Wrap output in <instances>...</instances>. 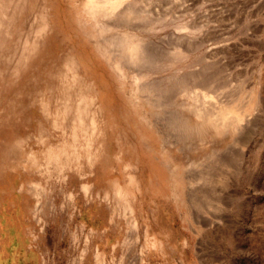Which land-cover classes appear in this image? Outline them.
<instances>
[{
	"label": "rangeland",
	"instance_id": "374dc122",
	"mask_svg": "<svg viewBox=\"0 0 264 264\" xmlns=\"http://www.w3.org/2000/svg\"><path fill=\"white\" fill-rule=\"evenodd\" d=\"M91 1L0 0V264H264V0Z\"/></svg>",
	"mask_w": 264,
	"mask_h": 264
},
{
	"label": "bare ground",
	"instance_id": "6f19581e",
	"mask_svg": "<svg viewBox=\"0 0 264 264\" xmlns=\"http://www.w3.org/2000/svg\"><path fill=\"white\" fill-rule=\"evenodd\" d=\"M93 1V0H92ZM91 1V2H92ZM107 1V0H106ZM93 4V3H92ZM235 4V3H234ZM259 4V3H258ZM96 5V4H95ZM99 5V3H98ZM137 5V4H136ZM96 7V6H95ZM102 11L109 13L112 12V10L116 7L114 3L108 1L103 2L99 6H97ZM96 7V8H97ZM94 8V6H93ZM94 8V9H96ZM100 11V10H99ZM95 12V11H94ZM104 12L102 14H104ZM132 12V11H130ZM100 14V13H99ZM100 14V16L102 15ZM111 14L109 13V16ZM130 24V23H129ZM132 47V46H131ZM135 48L137 46H134ZM131 49V48H130ZM132 51V50H131ZM133 52V51H132ZM133 54V53H132ZM130 59L131 56H130ZM171 59V58H170ZM136 61V60H135ZM138 62V61H136ZM139 63V62H138ZM137 63V66H138ZM142 66V65H141ZM195 76V75H193ZM197 78V77H196ZM201 78V77H200ZM194 79V78H192ZM193 81V80H192ZM197 81V80H196ZM206 81V80H205ZM194 82V81H193ZM199 82V80H198ZM206 86V85H205ZM187 87V86H186ZM202 89V88H201ZM191 90V89H190ZM198 93V92H197ZM252 97V96H251ZM192 113L194 114V117L197 119V121L201 122V124H205L206 126L212 127L213 129H216L217 131H223L227 127L235 126L237 124H242L243 121V115L240 114V112L235 111L231 107L228 106H221V105H207V106H198L194 105L191 108ZM248 122V121H247ZM234 123V124H233ZM231 125V126H230ZM231 129V128H230Z\"/></svg>",
	"mask_w": 264,
	"mask_h": 264
},
{
	"label": "trees",
	"instance_id": "16d2710c",
	"mask_svg": "<svg viewBox=\"0 0 264 264\" xmlns=\"http://www.w3.org/2000/svg\"><path fill=\"white\" fill-rule=\"evenodd\" d=\"M22 241H23V240H22ZM23 246H24V245H22V243H21V244H19V245L14 246L12 249H13L14 252H16L17 249H19L18 252H17L16 254H19L20 252L23 253V250H22Z\"/></svg>",
	"mask_w": 264,
	"mask_h": 264
}]
</instances>
